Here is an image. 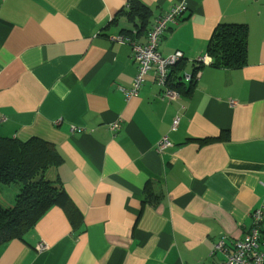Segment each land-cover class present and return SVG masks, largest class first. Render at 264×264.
<instances>
[{
  "label": "crops",
  "instance_id": "crops-1",
  "mask_svg": "<svg viewBox=\"0 0 264 264\" xmlns=\"http://www.w3.org/2000/svg\"><path fill=\"white\" fill-rule=\"evenodd\" d=\"M127 1L0 0V137L55 145L62 188L28 233L0 243V264H218L214 244L231 246L264 211V0H138L144 13ZM179 3L158 51L183 52L170 71L188 91L165 99L149 73L125 99L137 65L113 37L144 43ZM221 22L246 25L239 68L207 55ZM164 135L172 145L157 153Z\"/></svg>",
  "mask_w": 264,
  "mask_h": 264
},
{
  "label": "trees",
  "instance_id": "trees-1",
  "mask_svg": "<svg viewBox=\"0 0 264 264\" xmlns=\"http://www.w3.org/2000/svg\"><path fill=\"white\" fill-rule=\"evenodd\" d=\"M123 9L144 13L147 7L138 0H128ZM246 29L239 23L221 22L216 26L206 49L212 65L239 68L245 63ZM168 84L179 94L188 91V84L172 78L171 71ZM60 161L56 146L41 138L23 141L0 137V195L9 199L8 203L0 201V243L22 238L57 201L62 188L53 169Z\"/></svg>",
  "mask_w": 264,
  "mask_h": 264
},
{
  "label": "built area",
  "instance_id": "built-area-1",
  "mask_svg": "<svg viewBox=\"0 0 264 264\" xmlns=\"http://www.w3.org/2000/svg\"><path fill=\"white\" fill-rule=\"evenodd\" d=\"M185 10L183 3L172 6L169 10L159 15L146 35V41L139 43L124 34L113 37L120 43H126L131 46L132 58L137 65V72L130 88L123 91L125 99L136 96L138 91L149 73L155 83L160 87L161 96L170 101L179 97V92L169 87L168 75L172 67L183 59L184 54L180 50H175L170 55H162L158 51V45L163 32L170 24H176ZM197 63L208 64L206 57H198ZM198 70L193 74H185V81H191L196 78ZM179 117L175 116L171 125V130L177 128ZM109 130L115 135L120 128V121L116 120L109 124ZM172 145L167 135L161 137L156 145L155 152L161 153L165 148ZM38 250L47 249L44 242H38ZM221 252L224 259L218 264H264V211L258 208L252 213V225L244 236L232 242L231 246L226 245L224 237L216 242L211 249L210 254ZM194 264H201L196 262Z\"/></svg>",
  "mask_w": 264,
  "mask_h": 264
},
{
  "label": "rangeland",
  "instance_id": "rangeland-1",
  "mask_svg": "<svg viewBox=\"0 0 264 264\" xmlns=\"http://www.w3.org/2000/svg\"><path fill=\"white\" fill-rule=\"evenodd\" d=\"M11 187L14 188L15 186L12 185Z\"/></svg>",
  "mask_w": 264,
  "mask_h": 264
}]
</instances>
